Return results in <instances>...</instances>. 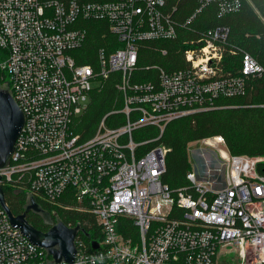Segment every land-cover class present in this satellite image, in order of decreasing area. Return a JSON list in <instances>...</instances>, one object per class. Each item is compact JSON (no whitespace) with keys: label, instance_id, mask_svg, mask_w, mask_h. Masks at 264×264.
<instances>
[{"label":"built area","instance_id":"2783aa9c","mask_svg":"<svg viewBox=\"0 0 264 264\" xmlns=\"http://www.w3.org/2000/svg\"><path fill=\"white\" fill-rule=\"evenodd\" d=\"M208 5L223 16L241 0H201L185 19L171 0H0V89L25 114L0 183L27 190L40 207L92 214L101 235L95 249L79 230L74 262H56L13 226L0 203V264H264V155L220 149L221 178L209 164L203 177L192 168L190 188L174 192L162 180L170 148L147 147L171 121L226 107L217 101L243 96L250 78L264 76L248 52L237 72L225 70L230 27L193 26ZM91 20L108 23L113 50L99 47L95 63H82ZM177 40L187 46L183 65L148 64L141 68L148 78H139L143 45L156 43L167 57L161 43ZM115 72L122 105L85 138L76 126L92 83ZM146 127L158 135L136 139ZM213 138L226 146L222 136ZM210 139H203L209 147ZM223 251L235 255L225 260Z\"/></svg>","mask_w":264,"mask_h":264},{"label":"trees","instance_id":"16d2710c","mask_svg":"<svg viewBox=\"0 0 264 264\" xmlns=\"http://www.w3.org/2000/svg\"><path fill=\"white\" fill-rule=\"evenodd\" d=\"M80 2L106 0H79ZM177 6L175 16L185 19L201 4V0H171ZM88 38L80 52L82 63H95L99 47H108L114 36L109 32V25L104 21L91 20L85 22ZM217 25L230 27L228 46L225 48L223 66L225 70L237 72L241 66V56L248 52L264 66V0H241L238 11L223 16L219 15L215 5L206 6L193 26L207 29ZM156 43L143 45L139 56V78L147 79V72L143 66L158 63L167 68H178L183 65V46L181 40L163 42L170 50L167 57L161 56L154 48ZM119 45H116V47ZM235 51L232 53L230 49ZM169 59L173 62L168 63ZM120 73H113L102 86L93 90L87 110L80 116L76 130L87 138L96 131L103 116L114 108L121 107V99L116 83ZM137 78V77H136ZM218 104L226 107L199 112L190 116L171 121L165 128L163 135L156 142L148 144V148L156 143H164L170 148L167 155L166 171L162 176L164 183L172 191L190 188L187 174L192 170L189 145L215 136H222L231 154L264 155V76L252 77L248 82L246 94L239 97L221 98ZM148 132V133H145ZM157 130L146 127L135 136L136 139H146L157 136ZM6 201L16 215L25 211L28 203V192L23 188L4 186ZM40 202V200H38ZM43 207L44 203L40 202ZM45 207V206H44ZM48 208V207H47ZM50 214L57 215L60 221L67 225H79V236L89 246L94 240H101L100 230L95 217L87 212L66 210L60 207L49 208ZM27 219L36 228L46 231L50 226L43 217L27 213ZM121 222H129L121 219Z\"/></svg>","mask_w":264,"mask_h":264},{"label":"water","instance_id":"95a60500","mask_svg":"<svg viewBox=\"0 0 264 264\" xmlns=\"http://www.w3.org/2000/svg\"><path fill=\"white\" fill-rule=\"evenodd\" d=\"M25 125V114L12 95L6 88L0 89V168L8 162L15 144ZM0 203L9 216L13 226L18 227L29 240L45 248L56 262L65 260L73 263L77 253L75 239L80 226L71 227L63 221H57L48 230L36 228L27 219V213L31 210L40 211V206L35 197L30 198V203L21 214H14L6 201L3 186L0 183ZM97 241H93V248H98Z\"/></svg>","mask_w":264,"mask_h":264},{"label":"rangeland","instance_id":"374dc122","mask_svg":"<svg viewBox=\"0 0 264 264\" xmlns=\"http://www.w3.org/2000/svg\"><path fill=\"white\" fill-rule=\"evenodd\" d=\"M101 84V81H95L92 83V86L93 88H98ZM210 140L212 141L211 147H209V145H207L203 141V139L192 142L189 145L190 162L192 164V168L197 169V171L199 170L200 177L204 176V172L207 169V164H209L211 168H217V170L221 168L222 163L219 159L216 158V155H218V157L220 158V149H227L225 145L223 146L216 143L213 137H211ZM222 174L223 173L221 170L217 171L218 178H221ZM234 255V252H232L230 255L226 254L225 251L222 252V256H224L225 260H227L228 257H233Z\"/></svg>","mask_w":264,"mask_h":264},{"label":"flooded vegetation","instance_id":"af4514ba","mask_svg":"<svg viewBox=\"0 0 264 264\" xmlns=\"http://www.w3.org/2000/svg\"><path fill=\"white\" fill-rule=\"evenodd\" d=\"M28 213L36 214L38 217L43 219L50 225L48 229L54 225L57 221H60L57 215L50 214V211L46 207H40V211L31 210Z\"/></svg>","mask_w":264,"mask_h":264}]
</instances>
